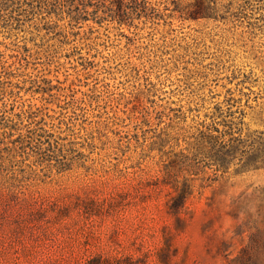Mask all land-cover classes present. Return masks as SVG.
<instances>
[{
    "label": "rangeland",
    "instance_id": "rangeland-1",
    "mask_svg": "<svg viewBox=\"0 0 264 264\" xmlns=\"http://www.w3.org/2000/svg\"><path fill=\"white\" fill-rule=\"evenodd\" d=\"M123 1L119 21L0 0V264H226L264 241V0ZM28 127L71 167L20 148ZM215 127L223 162L197 148ZM168 171L193 184L176 214Z\"/></svg>",
    "mask_w": 264,
    "mask_h": 264
},
{
    "label": "trees",
    "instance_id": "trees-1",
    "mask_svg": "<svg viewBox=\"0 0 264 264\" xmlns=\"http://www.w3.org/2000/svg\"><path fill=\"white\" fill-rule=\"evenodd\" d=\"M131 3H134L136 6H143L144 8L146 5H142L140 1L138 0H130ZM84 3V2H83ZM86 6V4H83ZM127 4L123 0H112V8L110 9L112 13V16L114 14H117L119 17V21H121L123 16L129 13L127 10ZM200 7L198 6V9ZM85 10V9H84ZM98 8L95 7L93 11L97 13ZM199 12V11H197ZM29 128L27 129V134L25 136H22L21 134L18 135L16 138H14V142H16L20 148H22L25 151V148L29 146V142L34 141V149L33 151L36 152L37 158L36 162L41 163L43 161H49L50 168H56L57 172L64 171L66 169H69L71 165L75 162V157L73 155L66 157L62 153V151L65 149L67 151H72V146H66L63 143H59L56 141V143H53L47 135H51L50 132H48L44 128ZM216 130L218 133H213L212 131ZM201 136L197 141V148L204 153H208L211 155H214L217 160L223 162L226 161L227 154H230V152H233L238 146L237 144V138L234 136H230L229 138L222 139L221 132L217 127H215L212 130H201ZM27 137V138H26ZM47 142V146H43V144ZM17 145V146H18ZM31 148V147H30ZM8 149H10L8 147ZM60 155H63L60 157ZM183 155V157H187V159H191L190 153H183L180 154ZM194 155V153H192ZM172 162H176L172 164L174 167L176 164H178V169H186L190 173H198L200 168L199 166H196L194 163H188L186 167H181L179 163H177L178 158ZM51 160H55V163H52ZM28 166L32 168V164L27 163ZM191 170V171H190ZM224 171V170H223ZM168 173V180L166 181L171 185V194L170 198L168 200V208L171 213L176 214L180 208L184 205L186 199L189 197V195L193 192V184L191 183L190 179L187 177H183V179H178V175L173 172L174 174ZM223 173V172H222ZM215 176L213 177V181L218 179V174L215 172ZM259 246L264 247V241L261 244L252 242H247L246 244L242 245V247L239 249V252L234 255L233 257L229 258L226 264H256L254 262L257 261V258L259 256V253H263V250L259 249ZM264 254V253H263Z\"/></svg>",
    "mask_w": 264,
    "mask_h": 264
}]
</instances>
